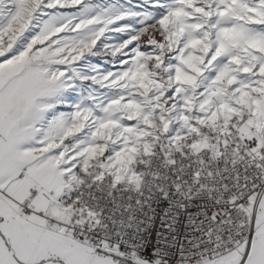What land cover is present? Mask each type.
I'll return each mask as SVG.
<instances>
[{
	"label": "snow or ice",
	"instance_id": "6c2138e0",
	"mask_svg": "<svg viewBox=\"0 0 264 264\" xmlns=\"http://www.w3.org/2000/svg\"><path fill=\"white\" fill-rule=\"evenodd\" d=\"M0 264H264V0H0Z\"/></svg>",
	"mask_w": 264,
	"mask_h": 264
}]
</instances>
